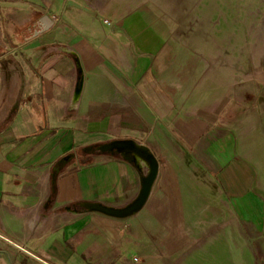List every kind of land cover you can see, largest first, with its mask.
<instances>
[{
	"label": "crops",
	"instance_id": "obj_1",
	"mask_svg": "<svg viewBox=\"0 0 264 264\" xmlns=\"http://www.w3.org/2000/svg\"><path fill=\"white\" fill-rule=\"evenodd\" d=\"M103 1L0 0V264H163L181 246L176 162L159 157L175 102L159 74L164 18ZM43 14L54 24L35 35ZM176 126L191 140L208 128L193 116ZM222 134L217 159L247 165ZM118 138L158 154L150 196L126 218L83 211L82 201L122 206L139 190L132 164L83 151ZM70 152L53 193L52 167Z\"/></svg>",
	"mask_w": 264,
	"mask_h": 264
},
{
	"label": "rangeland",
	"instance_id": "obj_2",
	"mask_svg": "<svg viewBox=\"0 0 264 264\" xmlns=\"http://www.w3.org/2000/svg\"><path fill=\"white\" fill-rule=\"evenodd\" d=\"M116 2L115 12L164 18L159 74L175 102L159 157L176 162L181 213L173 239L181 246L166 248L161 261L264 264V0ZM192 116L208 127L196 141L176 129L178 118ZM216 116L217 125L210 121ZM222 131L247 165H222L211 151Z\"/></svg>",
	"mask_w": 264,
	"mask_h": 264
},
{
	"label": "water",
	"instance_id": "obj_3",
	"mask_svg": "<svg viewBox=\"0 0 264 264\" xmlns=\"http://www.w3.org/2000/svg\"><path fill=\"white\" fill-rule=\"evenodd\" d=\"M39 24L40 28L34 32L35 35L50 29L54 20L50 15L43 14L39 18ZM83 151L112 156L119 155L138 170L140 184L136 196L122 206H113L99 201H82L79 206L83 211L97 212L113 218H126L136 214L144 207L159 170L158 160L147 146L130 138H118L84 147ZM74 157L75 153L70 152L60 157L53 165L51 172V190L53 193L56 191L57 175ZM144 168H146L145 171Z\"/></svg>",
	"mask_w": 264,
	"mask_h": 264
},
{
	"label": "trees",
	"instance_id": "obj_4",
	"mask_svg": "<svg viewBox=\"0 0 264 264\" xmlns=\"http://www.w3.org/2000/svg\"><path fill=\"white\" fill-rule=\"evenodd\" d=\"M85 153V152H84ZM95 154H99V153H95ZM115 158H118V159H122L119 155H115L114 156Z\"/></svg>",
	"mask_w": 264,
	"mask_h": 264
},
{
	"label": "bare ground",
	"instance_id": "obj_5",
	"mask_svg": "<svg viewBox=\"0 0 264 264\" xmlns=\"http://www.w3.org/2000/svg\"><path fill=\"white\" fill-rule=\"evenodd\" d=\"M252 206H254V207H255L256 205H254V204H253Z\"/></svg>",
	"mask_w": 264,
	"mask_h": 264
},
{
	"label": "flooded vegetation",
	"instance_id": "obj_6",
	"mask_svg": "<svg viewBox=\"0 0 264 264\" xmlns=\"http://www.w3.org/2000/svg\"><path fill=\"white\" fill-rule=\"evenodd\" d=\"M144 169L146 170V168H144ZM145 170H144V171H145Z\"/></svg>",
	"mask_w": 264,
	"mask_h": 264
}]
</instances>
